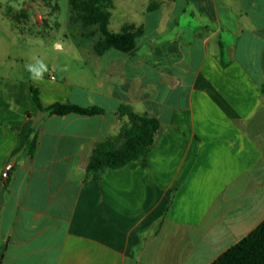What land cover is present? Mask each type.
Returning <instances> with one entry per match:
<instances>
[{
	"label": "crops",
	"instance_id": "crops-1",
	"mask_svg": "<svg viewBox=\"0 0 264 264\" xmlns=\"http://www.w3.org/2000/svg\"><path fill=\"white\" fill-rule=\"evenodd\" d=\"M109 12L110 32H141L134 52L97 55L98 27L72 25V11L47 26L89 43L92 79L0 70V264H211L264 221V0ZM19 13L0 9L1 33H30ZM57 103L104 113L47 111ZM123 105L159 119L154 147L145 167L95 181L88 163L128 122Z\"/></svg>",
	"mask_w": 264,
	"mask_h": 264
},
{
	"label": "trees",
	"instance_id": "trees-1",
	"mask_svg": "<svg viewBox=\"0 0 264 264\" xmlns=\"http://www.w3.org/2000/svg\"><path fill=\"white\" fill-rule=\"evenodd\" d=\"M70 6L82 22L83 27L97 26L101 34L95 44L97 55H104L111 49L132 53L136 49L140 31L126 28L122 33H112L108 29L112 0H69ZM35 100L41 107L38 91L33 90ZM54 115L65 116L71 113L94 116L104 113L97 107L84 108L67 103H57L47 109ZM121 116H127L117 136L108 138L97 145L87 166L88 177L95 181L102 178L107 169H118L130 162L140 161L145 167L147 158L154 147L155 136L160 130L159 119L149 114H137L128 106L120 108ZM37 146V136L28 137V153L32 154ZM211 264H264V221L238 243L221 254Z\"/></svg>",
	"mask_w": 264,
	"mask_h": 264
},
{
	"label": "rangeland",
	"instance_id": "rangeland-1",
	"mask_svg": "<svg viewBox=\"0 0 264 264\" xmlns=\"http://www.w3.org/2000/svg\"><path fill=\"white\" fill-rule=\"evenodd\" d=\"M0 9L1 11L22 10L18 21H24L25 25L29 23L31 27L30 33L25 32V35L23 32L29 31L26 27L25 29L19 27V31H14L12 35L0 32L2 72L12 65L14 72L24 76L49 77L56 74L59 80L67 77L77 82L84 76L88 78L93 76L89 70L91 69L89 57L93 51L89 43H84L83 48H78L72 39L71 44L68 43L63 29L55 27L51 32L47 27L50 23L55 26L58 25L57 22L66 23L70 11H72L71 24L75 25L78 22L77 14L72 10L69 0H0ZM53 13L57 14L51 17ZM74 34L73 31L70 37Z\"/></svg>",
	"mask_w": 264,
	"mask_h": 264
},
{
	"label": "built area",
	"instance_id": "built-area-1",
	"mask_svg": "<svg viewBox=\"0 0 264 264\" xmlns=\"http://www.w3.org/2000/svg\"><path fill=\"white\" fill-rule=\"evenodd\" d=\"M3 177H4V178H7V177H8V171H6V172L3 174Z\"/></svg>",
	"mask_w": 264,
	"mask_h": 264
}]
</instances>
